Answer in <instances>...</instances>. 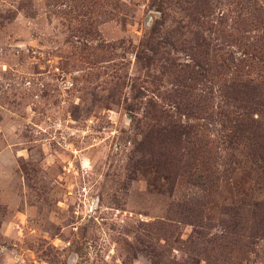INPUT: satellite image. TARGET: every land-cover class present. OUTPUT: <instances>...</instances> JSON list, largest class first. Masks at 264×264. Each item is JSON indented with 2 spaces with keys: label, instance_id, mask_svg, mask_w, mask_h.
Wrapping results in <instances>:
<instances>
[{
  "label": "rangeland",
  "instance_id": "rangeland-1",
  "mask_svg": "<svg viewBox=\"0 0 264 264\" xmlns=\"http://www.w3.org/2000/svg\"><path fill=\"white\" fill-rule=\"evenodd\" d=\"M0 264H264V0H0Z\"/></svg>",
  "mask_w": 264,
  "mask_h": 264
}]
</instances>
